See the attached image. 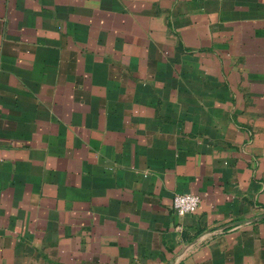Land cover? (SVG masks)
<instances>
[{
	"label": "crops",
	"instance_id": "1",
	"mask_svg": "<svg viewBox=\"0 0 264 264\" xmlns=\"http://www.w3.org/2000/svg\"><path fill=\"white\" fill-rule=\"evenodd\" d=\"M262 215L264 0H0V264H264Z\"/></svg>",
	"mask_w": 264,
	"mask_h": 264
},
{
	"label": "built area",
	"instance_id": "2",
	"mask_svg": "<svg viewBox=\"0 0 264 264\" xmlns=\"http://www.w3.org/2000/svg\"><path fill=\"white\" fill-rule=\"evenodd\" d=\"M201 198L193 193H179L173 198V209L180 215L194 213L197 211Z\"/></svg>",
	"mask_w": 264,
	"mask_h": 264
},
{
	"label": "water",
	"instance_id": "3",
	"mask_svg": "<svg viewBox=\"0 0 264 264\" xmlns=\"http://www.w3.org/2000/svg\"><path fill=\"white\" fill-rule=\"evenodd\" d=\"M261 218H264V215L257 217V219H261ZM253 220H256V219H253Z\"/></svg>",
	"mask_w": 264,
	"mask_h": 264
}]
</instances>
